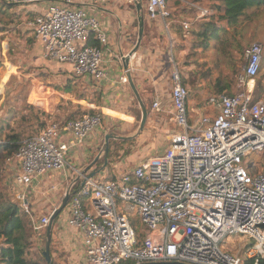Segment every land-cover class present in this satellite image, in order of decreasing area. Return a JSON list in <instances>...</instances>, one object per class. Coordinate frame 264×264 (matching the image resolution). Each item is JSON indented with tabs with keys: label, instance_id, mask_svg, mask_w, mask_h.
I'll list each match as a JSON object with an SVG mask.
<instances>
[{
	"label": "built area",
	"instance_id": "2783aa9c",
	"mask_svg": "<svg viewBox=\"0 0 264 264\" xmlns=\"http://www.w3.org/2000/svg\"><path fill=\"white\" fill-rule=\"evenodd\" d=\"M110 1L7 3L42 5L26 25L42 43L43 57L70 63L74 75L99 86L110 80L104 66L107 35L99 18L85 7ZM190 4L197 8V18L208 14L207 8ZM145 7L148 19L160 24L165 51L171 56L174 40L167 0H147ZM190 22L180 21L184 30ZM91 38L98 45L88 44ZM244 58L234 76L235 92L210 96L208 102L215 113L197 119L189 116V89L178 64L172 61L169 69H159L157 76L165 73L168 85L162 89L154 86L149 113H168L178 128L169 132V145L160 155L125 166L128 157L121 153L110 170L115 168L116 173L108 175L109 170L102 167L90 177L68 161L72 147L82 145L102 128L103 114L98 110L47 123L21 139L6 163L15 162L11 168L15 172V200L28 215L38 245L43 242L40 235L50 216L69 192L52 226L59 246L68 254V264L264 262V100L255 97L263 62L262 43H251ZM128 71L131 75L141 71L154 84L155 74L149 69L131 64ZM119 82L129 83L124 68ZM161 92L167 94L169 104L162 105L165 94ZM68 169L77 181L63 187L57 183L43 185L51 180L50 175ZM33 193L36 199H31ZM47 207L51 208L46 213L36 214ZM135 217L141 221V228L135 224ZM230 237H239L241 246L223 242ZM68 247L75 249L76 255Z\"/></svg>",
	"mask_w": 264,
	"mask_h": 264
},
{
	"label": "rangeland",
	"instance_id": "374dc122",
	"mask_svg": "<svg viewBox=\"0 0 264 264\" xmlns=\"http://www.w3.org/2000/svg\"><path fill=\"white\" fill-rule=\"evenodd\" d=\"M7 1L8 0H4L5 3H7ZM172 4L173 0H167L171 20L173 18ZM120 5L121 4H119V8ZM16 6L17 5L9 3L8 7L2 8L4 12H7V17L5 18L3 12L0 16V92L3 91L0 95V110H3V113L9 115L11 118L10 122L13 125H15L18 119L22 116L31 119L32 127L31 125L29 127L22 126L25 128V134L22 135L23 139L26 136L35 133L33 132V127L39 129L37 119L33 117V111L25 110V108L29 107L28 104L34 106L38 110V121H46L45 124L56 120L67 119L68 116L66 111H73L75 109V101L73 100H77V95H83L85 89H83V86L78 80L75 82L69 79L72 86L71 93L67 94L63 90V87H65L69 81L68 78H60L55 72L46 67L42 55L40 57L37 55L38 53L33 52V47L36 45V41L33 38L31 31L25 26L24 18L20 16V11L15 12V9H17ZM124 8H126V6H124ZM24 13L22 16H25ZM257 17H259L261 22V26L258 30L251 29L249 20L248 24L240 28L243 33L242 46L232 49V51L226 56H223L212 48L207 49L204 52L202 51L197 56L199 66L186 64L188 63L187 61H189L187 59V53L190 46L189 41L174 40L172 55L170 56V54H166L168 62L166 69H169L172 66V61H175L178 64L183 78L188 81V83L186 82V85L189 89L188 103H190V109L198 110L197 108H201L197 117H202V115L206 113L211 115L215 113V108L208 102V98L217 94L215 91V81L217 79H220L222 82H227L231 88V92H235L233 82L234 76L245 62V49L253 42H260L263 45V62L258 73L257 81H260L261 86L259 90L262 91L261 98L264 100V6L254 18L257 19ZM107 19V26L111 21H113V24L116 26L118 25V20L114 16L108 15ZM5 27L7 33L4 34L2 33V30ZM160 40H162L160 43L164 45L163 39L161 38ZM241 50H243V53ZM74 77L78 76L73 74V78ZM191 80L196 84L195 87L190 83ZM256 92L255 88V97ZM66 100H68V102L70 101V104L65 103ZM59 108L60 110H58ZM45 109L50 111L48 113L52 114V119H49L40 113L41 110L46 111ZM80 114H82V112H80L79 115ZM140 120L136 118L134 113V121L131 122L129 126L127 125L125 127V124L122 123L118 125L115 124L120 132L129 133L137 130ZM105 126L106 123L104 120L102 127L105 128ZM112 128L113 127L111 126L110 129ZM177 128L178 126L170 121V115L168 113H163L162 116L151 114L150 117L147 118L143 130L135 139H133V143L129 147V150H125L128 160H125L123 165L130 166L146 159L147 157L162 154L169 145V132ZM8 155L9 154L7 153L5 154L3 162L5 165V171L3 170L0 176H6V179H4L3 182L10 186L11 197L15 200V189H13L15 172L11 169L14 167L15 162L7 164L6 158ZM113 172H117L115 168ZM113 172L109 171L107 173L110 175ZM31 199H36L35 193L31 194ZM39 202L40 201H37V203ZM50 208L51 207H47L46 209L40 208L36 214L46 213ZM135 224L138 228H141V221L136 217ZM241 241L242 240H240L239 237H230L223 242L226 244L234 242L236 245H240L239 242ZM39 245L42 247L41 249L45 246L43 242ZM247 246L248 244L245 243L244 247Z\"/></svg>",
	"mask_w": 264,
	"mask_h": 264
},
{
	"label": "trees",
	"instance_id": "16d2710c",
	"mask_svg": "<svg viewBox=\"0 0 264 264\" xmlns=\"http://www.w3.org/2000/svg\"><path fill=\"white\" fill-rule=\"evenodd\" d=\"M146 1L147 0H141L142 8L140 14L144 20V32L140 45L148 44L152 36L156 35L155 27L149 24L151 20L147 17V9L145 7ZM190 3L207 8L208 14L197 18L196 14L198 10ZM263 6L264 0H173L172 20L174 23H171L170 30L171 33H176L182 41L187 40L190 43L187 53V59L189 61H187L188 63L186 64L199 66L197 59L198 54L210 48L226 56L232 49L242 46L243 33L240 28L248 24V20L250 22L252 9ZM3 7H8V3H5L4 0H0V16L3 12ZM181 15H183V19ZM186 19L191 22L188 29L184 30L182 24L178 21ZM222 21H226L227 26H223ZM134 24L135 26L138 25L137 16L134 19ZM151 31L154 33L151 34ZM87 43L90 45H98L97 41L92 38ZM241 52L243 53V50H241ZM132 79L134 83L137 84L136 78L132 77ZM183 81L185 84L186 82L188 83L185 78ZM190 83L195 87L196 84L192 80ZM256 86V97L260 98L262 97V91L259 90L261 86L259 80ZM215 91L217 94H233L229 84L227 82H222L220 79L215 81ZM133 101V112L136 118L140 120L141 109L135 96ZM144 103L147 111L150 112L152 99L149 98L144 101ZM25 110L33 111V117L37 119L39 129L46 125V121H38V110L34 106H29L25 108ZM75 112L77 113L78 110H75ZM90 112H92V110ZM40 113L49 119L52 117V114L44 110H41ZM74 113H69L68 118H75L76 115L72 116ZM0 118V140L3 141V143L0 144L1 174L3 170L5 171V165L3 164L5 154H10L15 150L18 142L22 139V135L25 134V128L22 126L29 127L31 125V119L22 116L18 119L17 123L13 125L7 113H4ZM39 129L33 127V132L36 133ZM115 131L117 132V130ZM132 143L133 140L110 139L105 168L110 171L114 164L121 158L120 152L127 150ZM94 163L96 164V170L102 168L104 164L103 157L97 159ZM4 179H6V176H0V264H49L43 257L42 249L34 238L35 233L32 230L28 215L23 211L17 201L12 199L10 186L3 182ZM78 184L79 183H77L76 188ZM40 236L45 244L46 231ZM49 254L54 264H65L64 253L60 250L59 243L54 237L53 232L51 234ZM54 254H56V256H54ZM124 264H133V262L129 261ZM245 264L253 263L251 260H247ZM261 264H264V262Z\"/></svg>",
	"mask_w": 264,
	"mask_h": 264
},
{
	"label": "crops",
	"instance_id": "0c3cea01",
	"mask_svg": "<svg viewBox=\"0 0 264 264\" xmlns=\"http://www.w3.org/2000/svg\"><path fill=\"white\" fill-rule=\"evenodd\" d=\"M119 4H121L120 8H119ZM41 6L42 5L36 6L29 4H20L16 6L17 9H15V12L20 11L21 14L20 16L24 18L25 26L31 31V34L33 35V38L36 41V45H34L33 47V52L34 53L36 52L38 53L37 55H39L40 57L42 55L43 57L42 43L34 36V32L32 31V29H30V27L26 25L27 19H32L34 16H36L40 12ZM124 6H126V8H124ZM85 8L91 14L99 18L102 28L104 29L107 35V43L103 47L105 51L104 66L110 72V80L98 86L95 85L93 81L87 79L86 77L73 78L72 65L70 63H61L54 60H47L44 57L43 58L46 67L52 70L53 72H55L60 78H68V80L70 79L75 82L78 80L80 84L83 86V89H85L83 95H77V100H73L75 101V109L73 111H69V110L66 111L67 116H69V113H74L75 110H78V112L77 113L75 112L72 116L76 115V117L81 115V114L79 115L80 112H82L83 114L86 112H90L91 110L92 112L98 110L103 114V121L105 120L106 123L105 128L102 127L101 129L96 130L86 139V141L82 145L72 147L70 149V152L68 153V161L71 166L85 170L87 171V173H91L95 169H97L96 164L94 162L97 159L101 158L100 151L102 144L104 142V135L109 132L118 133L120 132L117 127L118 124L121 123L125 124L126 127L127 125L129 126V124H131V122L134 121L133 98L135 95H133L134 93L132 94V90L129 86V83L128 84L120 83L119 77H120L121 69L123 68L122 55L131 51L138 39V25L135 26L134 24V19L136 16L138 19V9H137V3H129L128 0H111L106 5L101 6V5L91 4V5H87ZM261 9L262 7L251 10V19L249 23L252 30L253 29L258 30L261 26L259 17H257V19L254 18L255 15H257L259 13V10ZM23 13L25 14V16H22ZM3 15L6 18L7 12L3 11ZM108 15L117 18L118 20L117 26L113 24V21H111V23L107 26L106 21L108 20L107 19ZM182 16L183 15H181V18L183 19L184 17ZM171 23H174V21L171 20ZM149 24L155 27L156 35L152 36L148 44L145 45L139 44V47L132 54L129 60V65L136 64L137 66H139V68L143 70L149 69L153 74H155L153 77L154 84H152V80L147 76H145L141 71L134 72L131 75V77L136 78L137 84L135 85L139 93L141 92V98L143 101H146L149 98L151 99V95L155 85L159 86L161 89L167 87L168 85L167 79L164 78L167 77V75L166 76L164 75L165 73L161 75V78L157 76V72L159 69L161 71L162 68L164 69L167 68L168 62L166 59V54L168 53L165 51V46H166L165 38L164 35L162 34L160 24L157 21L156 22L150 21ZM222 25L227 26V22L222 21ZM2 33L4 34L7 33L6 27L2 30ZM153 33L154 32L151 31V34ZM172 34H173L172 35L173 40H178V41L181 40L176 35V33H172ZM161 38L163 39L164 45L160 43V41H162L160 40ZM70 80L65 85V87H63L64 88L63 90L67 94L71 93L72 91ZM2 92L3 91L0 92V95ZM161 93L163 95L165 94L164 92ZM65 103L70 104V101L68 102V100H66ZM166 104H169V97H167V94H165L164 99L162 100V105H166ZM189 104L190 103H188V111L190 118L197 119L201 117V116L197 117V115H199V112L201 111V108H197L198 110H192L190 109ZM28 106H30V104H28ZM45 110L46 112H50L47 109ZM58 110H60V108ZM0 112H1L0 116L1 115L3 116L4 114L3 110H0ZM151 114L152 113L148 112V117H150ZM204 115H208V113ZM107 124L109 127L107 126ZM111 126L113 127L112 129H110ZM115 130H117V132ZM122 134H127V133H122ZM65 139H67L66 136ZM123 152L125 153V155H127L126 151H122V153ZM97 156L98 158L96 159ZM57 174L59 175L52 174L53 177L52 175H50L49 179L51 180H45L43 185L47 186L51 183H57L63 187L67 185V183L70 182L71 180L77 181L76 177H72L73 174L70 171V169H68V172L66 173H57ZM65 174L67 175L66 178H65ZM59 248L64 253L65 264H68L67 252L64 250L63 247H59ZM68 249L71 251L73 255H76L77 251L75 249H73L72 247H68ZM54 256H56V254H54Z\"/></svg>",
	"mask_w": 264,
	"mask_h": 264
},
{
	"label": "water",
	"instance_id": "95a60500",
	"mask_svg": "<svg viewBox=\"0 0 264 264\" xmlns=\"http://www.w3.org/2000/svg\"><path fill=\"white\" fill-rule=\"evenodd\" d=\"M141 4L142 3L140 0V2L137 3V9H138V39H137V42L131 51L122 55L123 68L127 71L129 86H130L132 92L134 93L135 98L137 99L138 104H139L140 109H141V120H140V123H139L137 130H135L132 133L122 134V133L109 132V133H106L104 135V142L102 144L101 151H100V156L103 157V159H104V164L102 166L103 168L107 164V153H108V149H109V140L110 139H115V140H133V139H135L140 134V132L143 130V128L146 124L147 118H148V111L146 109L145 103L141 98V95H140V93H139V91H138V89H137V87H136V85H135V83L131 77L130 72L128 71L130 57L139 47V44L141 42L143 32H144V20H143L142 15L140 14L141 8H142ZM97 158H98V156L96 157V159ZM84 172H85V170H84ZM89 175H90V177H92L95 175V172H91ZM69 196H70V193L67 192L66 195L63 197L60 205L53 211L52 215L50 216V220H49V223H48L47 228H46V242H45L44 248L42 249V255L49 264H54L50 254H49V246H50L53 222L55 220V217L59 214V212L66 205V203L69 199ZM139 264H186V263L176 262V261H155V262H143V263H139Z\"/></svg>",
	"mask_w": 264,
	"mask_h": 264
}]
</instances>
